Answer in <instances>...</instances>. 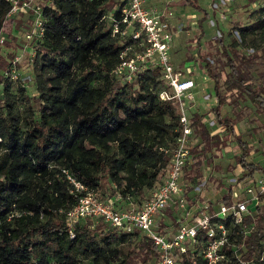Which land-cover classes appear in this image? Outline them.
<instances>
[{
	"label": "trees",
	"instance_id": "16d2710c",
	"mask_svg": "<svg viewBox=\"0 0 264 264\" xmlns=\"http://www.w3.org/2000/svg\"><path fill=\"white\" fill-rule=\"evenodd\" d=\"M186 2L203 12L198 21L203 38L212 13L194 0ZM125 3L43 0L44 34L28 41L35 49L34 55L27 54L35 69L31 78L20 71L24 58L16 64L20 79L7 74L16 53L7 59L2 47L17 48L18 37L11 34V42L0 45V264H157L159 248L148 234L119 231L103 219L83 218L72 226L66 215L80 196L72 191L68 173L103 200L120 194L116 206L129 210L140 207L163 182L172 161L163 148L175 143L179 103L160 98L167 87L160 67H149L131 82L114 72L122 50L134 41L133 28L127 35L113 32ZM10 8V0H0V30ZM256 13L252 23L236 25L252 52L241 51L232 32L227 42L220 27L222 57L198 56L214 81L216 103L205 112L195 105L190 109L192 157L183 172L189 201L200 192L195 185L204 175L203 155L224 142L204 122L211 117L208 112L235 135L241 112L237 99L228 102V91L237 90L264 111V3ZM33 20L28 13L10 22L14 28ZM230 103L234 117L223 113ZM235 140L242 151L237 161L246 170L242 181L264 166L247 160L252 146L246 140L240 135ZM234 184L217 202H232L238 193ZM177 212V207L169 210L173 218ZM245 223L248 233L231 238L234 247L226 249L228 260L220 264H240L239 258L264 264L263 216L248 215ZM203 241L189 243L188 251L178 255L179 264H204ZM240 243L238 258L234 250Z\"/></svg>",
	"mask_w": 264,
	"mask_h": 264
},
{
	"label": "built area",
	"instance_id": "2783aa9c",
	"mask_svg": "<svg viewBox=\"0 0 264 264\" xmlns=\"http://www.w3.org/2000/svg\"><path fill=\"white\" fill-rule=\"evenodd\" d=\"M11 8L7 13L4 26L0 30V45L6 41L4 32L6 24L12 17L32 13L34 20L32 29L27 33L28 41L44 34L43 0H10ZM149 0H126L122 8V17L114 19L113 32L130 34L133 43L121 52V60L114 72L131 82L149 67H160L167 87L160 92L163 100H175L179 103V129L172 148H163L165 153L171 152L172 161L162 183L158 184L150 196L140 206L132 209H119L115 201L120 194L112 199L103 200L94 189L68 173L73 184L72 191L80 193L78 203L66 212L69 223L74 226L83 218L103 219L119 231L131 233L137 230L148 234L159 248L157 264H179L178 255L188 251V244L204 239L201 253L204 264H220L228 260L226 249L231 246L233 236L249 229L245 223L248 215L261 213L264 219V169L256 178L254 174L238 183V193L234 194L231 203L224 201L210 203L191 195L187 199L183 172L191 160V138L193 127L189 111L195 105V88L198 84L194 77L185 76L177 68L171 57L175 34L183 28L173 22L174 12L169 7H155L148 4ZM121 23L125 24L121 28ZM31 54H35L32 48ZM22 55L15 54L12 66L7 69L11 79H20L21 73L16 64ZM187 100L190 102L187 103ZM210 124L209 119H205ZM2 137L0 136V142ZM240 193L246 194L240 197ZM237 198H234V197ZM198 200V201H197ZM196 210H193V207ZM177 207L180 212L171 216L169 210ZM185 208H187L185 210ZM194 212V213H192ZM234 255L238 257V248ZM232 247V248H233ZM239 258V257H238ZM260 259H264V255ZM240 264H249L239 258Z\"/></svg>",
	"mask_w": 264,
	"mask_h": 264
},
{
	"label": "rangeland",
	"instance_id": "374dc122",
	"mask_svg": "<svg viewBox=\"0 0 264 264\" xmlns=\"http://www.w3.org/2000/svg\"><path fill=\"white\" fill-rule=\"evenodd\" d=\"M194 1L212 13L211 18L205 23L206 35L203 38H200L198 24L199 19L203 16V12L188 4L186 0H149L148 4L160 8L169 5L174 12V24L181 25L183 28L174 37L171 51L172 62L183 71L185 76H192L197 81L198 86L195 95V104H197L194 108L205 112L206 109L216 103V95L214 81L206 74L203 67L204 61L202 62L198 56L200 53H208L211 58L222 57L219 39L222 34L220 27L226 34L227 42L230 41L228 34L232 32L233 36L237 39L241 51L245 53L252 52V48L244 45L239 31L236 29V25L252 23L258 16L256 10L264 3V0ZM108 6H111V3ZM31 24L24 26L23 23H18L19 26L17 25L13 28L11 22H7L6 31L4 32L5 38L8 42H11V34L16 35L18 37L17 48L7 45V43L2 47V55L7 59L9 58V53L12 52L22 55V59H24L21 62L20 71L23 75L30 74L28 75L30 78L32 77V73H35L30 56L28 57L33 47L28 42L26 36L33 27ZM224 72H229L228 66L224 68ZM30 78L26 77L25 80H29ZM223 79H225V75H223ZM227 95L228 102L237 99L238 107L236 110L241 112L235 125V135H240L252 146L251 154L247 160L264 166V111L257 109L249 100H243L237 90L228 91ZM189 102L187 100V103ZM233 110L231 103L223 107V113L232 117L235 116ZM188 113L190 114V111ZM208 114L211 115V120H209L211 133L218 134L224 142L212 151L207 152L206 156L203 155L202 172L204 175L202 181L199 180L195 185L197 187L195 190L200 191L195 196L198 199L202 197L207 202L212 200L214 203H217L218 199L224 196V191L228 190L230 184L232 182L235 183L234 181L237 178L239 180L246 170L237 161V157L242 154V151L235 140V135L228 133L219 125L210 111ZM259 173L256 172L254 177L257 178L260 175ZM239 184L242 186V181ZM233 186L237 188L238 183H235ZM245 195L244 193H240V197H244ZM234 198L237 197L235 196ZM193 210H196L195 206Z\"/></svg>",
	"mask_w": 264,
	"mask_h": 264
},
{
	"label": "crops",
	"instance_id": "0c3cea01",
	"mask_svg": "<svg viewBox=\"0 0 264 264\" xmlns=\"http://www.w3.org/2000/svg\"><path fill=\"white\" fill-rule=\"evenodd\" d=\"M194 92H195V95H196V93H197V89H196V88H195V91H194ZM196 104H197V103H196ZM196 104H195V105H196ZM206 119H207V118H206ZM208 119L211 120V117H208ZM209 125H210V124H209Z\"/></svg>",
	"mask_w": 264,
	"mask_h": 264
}]
</instances>
